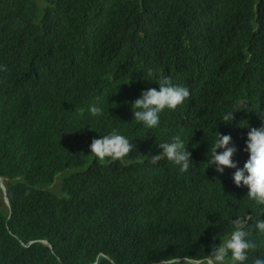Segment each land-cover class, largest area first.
Wrapping results in <instances>:
<instances>
[{"label": "trees", "instance_id": "1", "mask_svg": "<svg viewBox=\"0 0 264 264\" xmlns=\"http://www.w3.org/2000/svg\"><path fill=\"white\" fill-rule=\"evenodd\" d=\"M0 66V264L199 258L237 216L264 219L236 169L207 162L219 131L242 168L247 132L264 123V0H0ZM160 74L190 97L149 129L131 102ZM112 131L136 145L123 162L90 153ZM176 136L187 172L149 162ZM249 239L260 246L245 264L264 259V233Z\"/></svg>", "mask_w": 264, "mask_h": 264}, {"label": "clouds", "instance_id": "2", "mask_svg": "<svg viewBox=\"0 0 264 264\" xmlns=\"http://www.w3.org/2000/svg\"><path fill=\"white\" fill-rule=\"evenodd\" d=\"M0 70H7L6 66H0ZM149 74H152L151 70H149ZM156 84L159 85L158 90L156 88L144 90L140 97L131 102L133 119L149 129L158 127L161 112L165 109L175 110L190 97L188 87L173 84L171 78L163 74L159 75ZM89 110L94 116L102 112L96 106H91ZM235 113L225 114L222 118L223 123L226 125L232 123L230 121L235 120ZM245 144L244 151L247 152L248 159L240 168L233 159L237 153V147L233 143L231 135L221 134L217 131L215 142L211 147V158L207 161L208 167H214L218 173H223L225 168L236 169L232 176L235 186L246 187L247 197L257 205L264 206V123L258 128L251 127L248 130ZM134 147L136 145L133 142L117 131H112L100 138H94L89 146L90 153L94 157L100 161L110 160L112 162H123ZM158 148L160 149L158 154L149 155V162L152 165H156L160 160L166 158L178 166L180 172L189 170L193 162L192 154L179 136L174 137L171 142L159 144ZM2 202L4 203L3 196ZM4 206L7 207L5 204ZM8 212L10 213L9 209ZM251 219V216L247 214L234 218L231 222V233L222 242L213 245L211 252L204 257L172 255L160 259L158 264H245L249 251L260 246L249 239L252 230L264 233V219L257 218L254 225L249 223ZM40 242L50 247L46 240ZM103 261H107V264H115V260L102 251L96 254L91 264H102ZM253 264H264V259L256 258Z\"/></svg>", "mask_w": 264, "mask_h": 264}, {"label": "water", "instance_id": "3", "mask_svg": "<svg viewBox=\"0 0 264 264\" xmlns=\"http://www.w3.org/2000/svg\"><path fill=\"white\" fill-rule=\"evenodd\" d=\"M1 189L4 190V204L9 207V201H8V198H7V195H6V189L5 187L1 184Z\"/></svg>", "mask_w": 264, "mask_h": 264}, {"label": "rangeland", "instance_id": "4", "mask_svg": "<svg viewBox=\"0 0 264 264\" xmlns=\"http://www.w3.org/2000/svg\"><path fill=\"white\" fill-rule=\"evenodd\" d=\"M2 184V183H1ZM2 196H3V201H4V190L2 189ZM2 204L4 205V203L2 202Z\"/></svg>", "mask_w": 264, "mask_h": 264}]
</instances>
